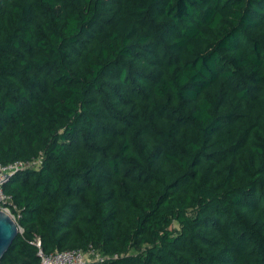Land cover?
Masks as SVG:
<instances>
[{"label":"trees","instance_id":"1","mask_svg":"<svg viewBox=\"0 0 264 264\" xmlns=\"http://www.w3.org/2000/svg\"><path fill=\"white\" fill-rule=\"evenodd\" d=\"M32 159L0 264H264V0H0V164Z\"/></svg>","mask_w":264,"mask_h":264},{"label":"built area","instance_id":"2","mask_svg":"<svg viewBox=\"0 0 264 264\" xmlns=\"http://www.w3.org/2000/svg\"><path fill=\"white\" fill-rule=\"evenodd\" d=\"M39 164V160L32 159L26 161H14L8 164H0V212L6 214L15 224L17 234L22 235L24 230L18 225L17 221L19 218L18 210L14 204L11 195L4 192L3 186L9 180V178L20 171L25 169L33 168L35 164ZM32 245L36 248V256L38 257L39 264H84V252L79 249L65 250V251H54L49 254H45L42 251L41 243L38 238H34ZM89 251H94L90 248ZM103 257L100 260L102 263L106 260Z\"/></svg>","mask_w":264,"mask_h":264},{"label":"water","instance_id":"3","mask_svg":"<svg viewBox=\"0 0 264 264\" xmlns=\"http://www.w3.org/2000/svg\"><path fill=\"white\" fill-rule=\"evenodd\" d=\"M17 235L16 224L0 212V262Z\"/></svg>","mask_w":264,"mask_h":264},{"label":"rangeland","instance_id":"4","mask_svg":"<svg viewBox=\"0 0 264 264\" xmlns=\"http://www.w3.org/2000/svg\"><path fill=\"white\" fill-rule=\"evenodd\" d=\"M39 164H35L32 169H37ZM171 230L179 231V225L174 221L171 225ZM84 264H101L100 260L104 257L98 250L84 252ZM130 254H135L134 250H130ZM107 258V257H106Z\"/></svg>","mask_w":264,"mask_h":264}]
</instances>
